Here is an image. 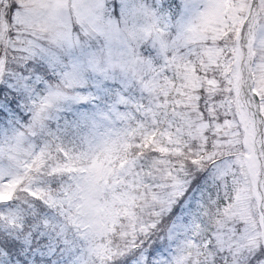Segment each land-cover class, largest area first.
I'll return each mask as SVG.
<instances>
[{"label": "snow or ice", "instance_id": "1", "mask_svg": "<svg viewBox=\"0 0 264 264\" xmlns=\"http://www.w3.org/2000/svg\"><path fill=\"white\" fill-rule=\"evenodd\" d=\"M0 264H264V0H0Z\"/></svg>", "mask_w": 264, "mask_h": 264}]
</instances>
